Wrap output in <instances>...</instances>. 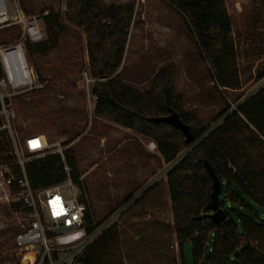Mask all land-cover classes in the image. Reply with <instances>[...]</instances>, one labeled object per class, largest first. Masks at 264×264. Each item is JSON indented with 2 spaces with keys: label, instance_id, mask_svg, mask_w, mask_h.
<instances>
[{
  "label": "rangeland",
  "instance_id": "obj_1",
  "mask_svg": "<svg viewBox=\"0 0 264 264\" xmlns=\"http://www.w3.org/2000/svg\"><path fill=\"white\" fill-rule=\"evenodd\" d=\"M69 2L20 0L27 16L55 11L66 28L48 55H28L43 87L12 99L17 156L32 158L22 148L31 134H44L49 152L73 150L81 175V187L74 185L90 206L96 226L118 228L114 254L124 264H195L192 241L181 249L176 237L167 178L173 163L165 162L158 148L149 147L156 143L154 139L94 112L92 90L98 78L91 73L85 29L66 19ZM126 2L134 3L135 11L115 76L127 84L147 91L156 74L171 69L174 90L184 98V108L209 127L226 105L223 98L234 107L264 86V78H256L258 68L264 66V4L260 0H225L233 20L238 89L217 88L211 81L210 64L200 57L185 16L169 0H101L103 7ZM20 33V26L1 29L0 44L14 42ZM66 141L71 143L64 146ZM63 190L69 191V186ZM19 201L0 176V264H24V252L15 238L29 221L23 208L18 209ZM213 235L208 233V246Z\"/></svg>",
  "mask_w": 264,
  "mask_h": 264
},
{
  "label": "trees",
  "instance_id": "obj_2",
  "mask_svg": "<svg viewBox=\"0 0 264 264\" xmlns=\"http://www.w3.org/2000/svg\"><path fill=\"white\" fill-rule=\"evenodd\" d=\"M169 1L185 16L200 57L210 64L211 81L217 88H240L233 20L225 0ZM260 1L264 4V0ZM134 11L132 2L106 7L101 0H70L68 4L66 19L87 33L91 73L98 78L92 90L97 95L95 114L154 139L165 162L173 163L167 178L176 237L181 249L186 241H192L195 264H264V86L234 107L223 98L226 105L215 116L216 124L209 127L184 108V98L174 90L175 74L171 69L156 74L147 91L127 84L115 73L122 63ZM42 20L47 39L27 42L31 57L48 55L58 46L66 28L55 11ZM256 78H264V66L258 68ZM171 110L191 126L195 136L192 143L187 144L184 134L173 126L151 120L169 115ZM30 156L24 170L33 190L61 184L69 178L81 187L71 148L65 149L63 155L48 152L42 157ZM205 161L221 181L219 201L226 218L218 224L205 218L213 212L208 208L213 179ZM0 165H8L16 179L23 175L7 130H0ZM8 189L14 194L19 192L15 181ZM86 205V225L91 232L96 225ZM19 206L26 211L21 201L18 209ZM208 233L214 234L209 246ZM118 237L116 226L108 228L86 248L77 263L124 264L122 257L114 254Z\"/></svg>",
  "mask_w": 264,
  "mask_h": 264
},
{
  "label": "built area",
  "instance_id": "obj_3",
  "mask_svg": "<svg viewBox=\"0 0 264 264\" xmlns=\"http://www.w3.org/2000/svg\"><path fill=\"white\" fill-rule=\"evenodd\" d=\"M48 13L46 11L27 16L20 0H0V30L21 27V33L14 42L0 44V130L9 132L16 154L18 145L13 128L16 111L12 99L43 87L37 82L29 65L27 42L40 43L47 39L41 20ZM94 99L97 100L95 94ZM149 147L157 148V144L151 142ZM22 148L35 157H42L49 152V144L44 134L27 135ZM59 152L63 155V151ZM26 161L18 157L23 175L17 179L11 175L8 165H0V176L4 178V182L8 186L14 181L18 184L17 195L26 208L24 212L29 221L15 238L18 249L21 253L24 252L22 261L24 264H75L86 248L107 230V225L94 226L88 232L87 205L70 178L61 184L33 190L24 170ZM65 186H69V191L63 190ZM129 205L130 201L125 209Z\"/></svg>",
  "mask_w": 264,
  "mask_h": 264
},
{
  "label": "water",
  "instance_id": "obj_4",
  "mask_svg": "<svg viewBox=\"0 0 264 264\" xmlns=\"http://www.w3.org/2000/svg\"><path fill=\"white\" fill-rule=\"evenodd\" d=\"M152 121L156 123H166L174 128L180 130L185 136V142L190 144L194 141V134L191 130V126L185 123L178 112L171 110L169 115L160 116V117H153L151 118ZM208 171L213 179V192L211 194V202L208 205V208L213 212L209 215L205 216V218H210L214 223H221L225 218L226 214L223 208L220 205L219 197L221 194V181L216 175L212 166L205 161Z\"/></svg>",
  "mask_w": 264,
  "mask_h": 264
}]
</instances>
